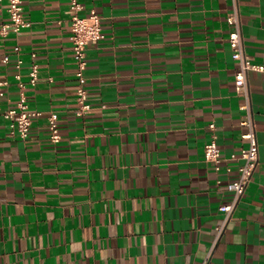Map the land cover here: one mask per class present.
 Masks as SVG:
<instances>
[{"label":"crops","instance_id":"obj_1","mask_svg":"<svg viewBox=\"0 0 264 264\" xmlns=\"http://www.w3.org/2000/svg\"><path fill=\"white\" fill-rule=\"evenodd\" d=\"M78 1L82 16L102 17L104 33L87 49L93 108L84 116L72 0H23L29 26L0 35V55L11 57L0 71L12 81L1 109L21 99V59L25 81L39 65L25 95L41 113L27 139L0 118V264H200L232 198L240 162L231 155L248 143L228 42L232 0ZM238 4L246 53L264 65V0ZM248 84L259 163L208 264H264V72L251 71ZM211 123L220 171L204 157Z\"/></svg>","mask_w":264,"mask_h":264},{"label":"built area","instance_id":"obj_2","mask_svg":"<svg viewBox=\"0 0 264 264\" xmlns=\"http://www.w3.org/2000/svg\"><path fill=\"white\" fill-rule=\"evenodd\" d=\"M2 2L3 0H0V10ZM22 4L23 0H9V21L0 23V35L2 37H6L10 33H19L24 27L29 26L30 23L23 16ZM71 6L74 14L71 18L70 38L78 65L76 72L78 82V107L76 114L78 116H84L93 108L86 89V69L88 66L87 49L90 45L99 43L104 38V33L102 17L96 11H92L87 16H82L80 11L83 6L78 0H72ZM227 22L231 26L228 42L232 58L236 63L235 90L237 95L243 98L242 109L244 110V118L242 125L246 127L243 138L248 143L238 154L234 153L231 155L232 160L240 162L236 178L227 185L228 190L232 193V198L228 203H224L219 207V210L223 213V218L220 224L217 225L215 239L205 259L200 264L209 263L212 253L220 241L227 224L231 221L233 213L246 192L259 163V145L252 112L248 77L251 71L264 72V65L254 63L246 53L238 0H232V8L227 15ZM15 50L19 53L21 47L16 46ZM10 61L11 57L9 54L0 55V68L2 65L9 64ZM21 64L22 60L18 59L16 73L14 74V83L17 86L21 99L15 107H9L5 110L1 109V102L5 98L12 81L6 74L0 71V118L8 122L10 136L27 139L31 132L33 119L41 114L39 111L29 109L25 95V90L28 85L34 86L39 81V65L37 63L32 64L29 78L25 81L20 73ZM48 128L51 141L58 143L62 135L57 113L51 112L48 115ZM209 128L212 130V134L210 141L205 145L204 157L207 161L214 164L216 171H220L224 158L217 142L215 124L211 123Z\"/></svg>","mask_w":264,"mask_h":264}]
</instances>
